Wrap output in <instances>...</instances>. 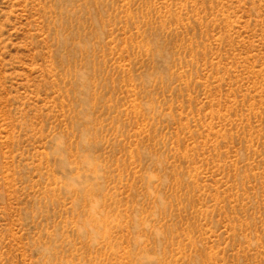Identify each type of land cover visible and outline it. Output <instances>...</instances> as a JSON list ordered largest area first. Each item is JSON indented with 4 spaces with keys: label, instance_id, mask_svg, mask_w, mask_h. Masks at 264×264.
Masks as SVG:
<instances>
[{
    "label": "rangeland",
    "instance_id": "1",
    "mask_svg": "<svg viewBox=\"0 0 264 264\" xmlns=\"http://www.w3.org/2000/svg\"><path fill=\"white\" fill-rule=\"evenodd\" d=\"M0 264H264V0H0Z\"/></svg>",
    "mask_w": 264,
    "mask_h": 264
}]
</instances>
